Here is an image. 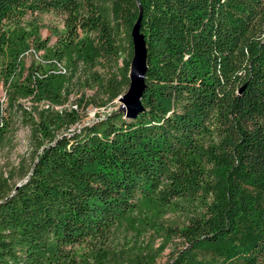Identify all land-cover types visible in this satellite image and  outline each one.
Here are the masks:
<instances>
[{
	"label": "trees",
	"instance_id": "trees-1",
	"mask_svg": "<svg viewBox=\"0 0 264 264\" xmlns=\"http://www.w3.org/2000/svg\"><path fill=\"white\" fill-rule=\"evenodd\" d=\"M139 5L0 0V83L36 147L21 185L0 179V264H159L173 239L185 246L165 264H264V0ZM140 7L143 112H97L60 132L80 116L25 110L23 99L67 101L79 65L95 88L79 102L99 108L128 89ZM40 13L63 23L51 46L26 19ZM3 111L0 146L15 133ZM120 229L154 237L118 247Z\"/></svg>",
	"mask_w": 264,
	"mask_h": 264
},
{
	"label": "rangeland",
	"instance_id": "rangeland-1",
	"mask_svg": "<svg viewBox=\"0 0 264 264\" xmlns=\"http://www.w3.org/2000/svg\"><path fill=\"white\" fill-rule=\"evenodd\" d=\"M26 19H28L31 23H36L39 27V37L41 41H48L47 46H51L57 41L58 32L63 29V23L61 22L60 17H57L53 14L40 13L35 15H27ZM37 44L31 45V50L27 51V55L24 57V65L28 66L33 62V58L35 57L32 54V51L36 48ZM127 48V45H126ZM43 50L40 49L38 53H42ZM34 53V51H33ZM122 57H128V53L125 52ZM121 59L119 60V64ZM79 71L76 73L74 79V88L72 92L68 95V100L64 101L62 104H52L48 101H44L39 103L38 105H34L30 100H22L23 107L28 113L38 119V110H48L49 112H57L59 114L69 113L74 111L77 115L80 116V122L71 124L69 126H65L61 129L60 132H67L69 129H73L75 126L84 125V123H88L90 121L95 120L99 114H104L110 110H114L118 107L119 101L118 96L114 101L110 102L106 106H100L99 108L95 106L92 102L84 101L79 102L77 98H80L82 93H85V96H89L94 93L95 88L90 87L84 83V77L82 72L85 70L83 65H79ZM96 70L101 73H106V69L103 68L99 63L95 66ZM125 90L120 94H124ZM0 102L3 103V114L9 120L12 119L13 128H15V133L10 134L8 140L0 146V179H7L9 184H18L23 182L25 178H23V174L27 168L32 164V160L35 154V142L32 138V133L30 128L25 122L20 120V117L15 120V118H11L9 116V107H7V101L5 96L4 87L0 83ZM19 116V115H18ZM167 218L170 220L172 217H176L173 213H168ZM117 246L118 247H131L134 243H144L145 241L153 238V233L151 230L143 231L141 235H135V232L125 229H120L117 233ZM161 242V238H157L153 244V247H157ZM185 246V242L182 239H173L170 241L162 254L157 258V262L159 264H165V262L171 260L174 255L178 252L181 247Z\"/></svg>",
	"mask_w": 264,
	"mask_h": 264
},
{
	"label": "water",
	"instance_id": "water-1",
	"mask_svg": "<svg viewBox=\"0 0 264 264\" xmlns=\"http://www.w3.org/2000/svg\"><path fill=\"white\" fill-rule=\"evenodd\" d=\"M139 5V0H136ZM140 6V5H139ZM142 17V9L140 7L137 21L131 29L130 36H132L133 42V56L129 64V87L126 92L119 95V105L117 110L125 113L126 117H135L140 112L144 111L142 104V96L145 92L146 82L145 75L147 71V51H146V39L140 31V22ZM22 182L16 186L21 185Z\"/></svg>",
	"mask_w": 264,
	"mask_h": 264
},
{
	"label": "built area",
	"instance_id": "built-area-1",
	"mask_svg": "<svg viewBox=\"0 0 264 264\" xmlns=\"http://www.w3.org/2000/svg\"><path fill=\"white\" fill-rule=\"evenodd\" d=\"M32 54H34L33 51H32ZM34 56H36V54H34ZM60 70H65V69H63L62 67H60L59 71Z\"/></svg>",
	"mask_w": 264,
	"mask_h": 264
},
{
	"label": "bare ground",
	"instance_id": "bare-ground-1",
	"mask_svg": "<svg viewBox=\"0 0 264 264\" xmlns=\"http://www.w3.org/2000/svg\"><path fill=\"white\" fill-rule=\"evenodd\" d=\"M104 115V114H103ZM103 115H101V116H103ZM96 119H98V118H96Z\"/></svg>",
	"mask_w": 264,
	"mask_h": 264
}]
</instances>
